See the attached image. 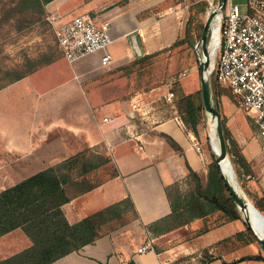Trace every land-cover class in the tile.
Here are the masks:
<instances>
[{"label":"crops","instance_id":"obj_1","mask_svg":"<svg viewBox=\"0 0 264 264\" xmlns=\"http://www.w3.org/2000/svg\"><path fill=\"white\" fill-rule=\"evenodd\" d=\"M195 1L56 0L48 8L58 18L56 24L89 14L110 22L114 42L73 62L59 57L0 89V192L85 152L71 172L80 169L75 174L79 179L98 183L62 205L68 222L78 223L115 203L132 201L135 207L123 212L124 223L112 222L94 242L50 264H172L185 257L199 259L198 264H264V259H242L264 252L259 241L248 238L244 214L219 224L216 214L195 217L170 229L163 227L171 220L161 222L173 211L168 188L176 185L178 192H188L192 171L207 185L212 154L181 114L186 127L175 110L163 105L168 83L133 85L123 70L138 58L174 47L184 37ZM233 1L242 8L248 3ZM105 54L111 55L108 64L102 61ZM133 101L141 104V112ZM219 102L253 171L241 180L234 174V180L255 205L264 196V136L230 93L221 94ZM106 167L110 171L101 173ZM247 213L264 235V223L252 208ZM32 245L18 227L0 236V261ZM143 245L148 249L140 252Z\"/></svg>","mask_w":264,"mask_h":264},{"label":"trees","instance_id":"obj_2","mask_svg":"<svg viewBox=\"0 0 264 264\" xmlns=\"http://www.w3.org/2000/svg\"><path fill=\"white\" fill-rule=\"evenodd\" d=\"M50 1L52 0H23L20 5L36 9L39 13H44V6ZM205 9V2H196L190 6V14L186 23L184 37L176 41L174 46L181 43L195 46L199 42L204 26L200 14ZM135 62L137 60H134L125 67L130 68ZM42 65L36 67L34 70ZM31 72L19 78L21 79ZM209 79L213 102L222 115V125L227 141L228 154L233 164L239 166L242 178L243 176L252 175L253 171L250 162L234 138L227 125V119L221 110L219 96L227 93V89L218 88L219 86L214 74H210ZM180 100L182 112L186 114L184 121L197 134L201 112L210 115L205 109L202 91L197 90L183 94ZM208 145L212 154V162L209 167L207 185H204L201 177L192 171V180L195 182V188L192 191L185 192L186 194H184V192H178L176 185L169 187L168 194L172 200L173 211L172 214L161 220V222L171 220V223H167L163 229H170L195 217H207L211 214H216L214 218L216 224L243 219V212L232 198L225 184L221 166L217 161V136L215 140L210 137ZM86 156L84 152L76 155L73 159L66 160L61 166L69 169L68 172L59 170L63 169L60 166L56 168L52 167L0 192V236L18 227H22L33 241L31 247L12 257L1 260L0 264H50L73 251L80 250L86 244L94 242L107 229L106 226L112 224V222L118 221V223H124L126 221V218L123 216L124 211L131 210L134 212L135 207L132 201L120 202L86 217L78 223L70 224L68 222L62 210V205L72 199L77 192L88 191L98 183L87 178L81 180L77 175L73 176L71 173L72 166ZM233 180L232 183L237 186L236 179ZM175 192L180 195L184 194V206H180L178 200H175ZM255 205L264 214V196L256 200ZM186 214L188 218H186ZM158 223L151 226L154 233L158 231L156 227ZM246 234L249 235L250 241H259L256 234L250 228H247ZM242 235L243 232L238 233V236L241 237ZM206 258L209 262L212 255L207 252ZM252 258L264 259V252L256 256H246L242 259ZM130 264L136 263L131 261Z\"/></svg>","mask_w":264,"mask_h":264},{"label":"built area","instance_id":"obj_3","mask_svg":"<svg viewBox=\"0 0 264 264\" xmlns=\"http://www.w3.org/2000/svg\"><path fill=\"white\" fill-rule=\"evenodd\" d=\"M213 10H218L212 25L213 32L217 29V40L213 46L210 44L208 74H214L218 86L231 92L235 106L252 119L258 134L264 136V0H248L245 8L233 0H226L219 7L218 1L210 0L208 12ZM50 19L64 57L70 62L105 50L114 42L108 20L89 14L77 15L62 24L55 23V16ZM102 61L110 63L111 55L105 54ZM168 86L164 99L171 103L176 93L171 90V83ZM132 107L142 111L138 101H133ZM173 110L175 118L186 127L178 110ZM195 147L203 155L199 141ZM147 249L146 245L139 247L140 252Z\"/></svg>","mask_w":264,"mask_h":264},{"label":"rangeland","instance_id":"obj_4","mask_svg":"<svg viewBox=\"0 0 264 264\" xmlns=\"http://www.w3.org/2000/svg\"><path fill=\"white\" fill-rule=\"evenodd\" d=\"M22 1L0 0V89L19 80L20 76L31 72L36 67L64 56L55 34V26L50 19L52 13L49 9L53 7L52 3L56 0L45 4L44 13L20 5ZM196 2L206 3L205 11L200 14L205 24L209 14L210 0H197ZM216 40L217 29L215 28L213 38L212 33L210 34L209 43L213 46ZM199 42L195 46L181 43L150 57L136 59L137 62L130 68H124L123 74L132 80L133 85L145 88L151 85L171 83V90L175 91L176 97L171 103L163 101V105L172 110L177 109L185 120L186 114L182 112L181 96L201 90L199 58L202 57V50L201 47H197ZM218 88L221 89V87ZM226 92L231 93L229 90ZM199 117L197 136L200 142L209 149V138L215 140L216 137L215 120L211 118V115L204 112H201ZM88 156L93 157L90 154ZM232 165L236 176L241 180L239 166L234 165L233 162ZM79 170L75 169L71 172L72 175L77 174V172L81 173ZM106 170L110 171L106 167L100 172ZM239 179L237 180L239 181ZM194 188L195 182L192 180L191 189L187 188L186 190L189 192ZM184 194L180 195L175 192V200H178L180 206L185 205ZM198 261L199 259L192 261L185 257L172 264H190V262L198 264Z\"/></svg>","mask_w":264,"mask_h":264},{"label":"water","instance_id":"obj_5","mask_svg":"<svg viewBox=\"0 0 264 264\" xmlns=\"http://www.w3.org/2000/svg\"><path fill=\"white\" fill-rule=\"evenodd\" d=\"M225 2L226 0H218V7L220 5H224ZM217 11L218 10H213L212 12H209L208 17L203 27L200 42L197 45V47H201V50H202V54H201L202 57L199 58V71H200V77H201V91H202L203 103H204L205 109L210 113L211 118L215 120L217 136L219 139V151H216V153L218 154L217 161L219 165L221 166L222 175L225 179V184L227 188L229 189L232 195V198L235 200V202L239 205L240 209L242 210L248 227L251 228L253 232L256 234V236L258 237L259 242L264 251V236L257 233L256 229L253 226L254 221L252 219V216L248 215L247 212L248 210L250 211L252 208L263 219H264V214L251 201H249L245 195L240 193L237 186L232 183V178L223 164L224 161H228L230 167L234 170L232 162L228 155L227 141L225 139L223 125H222V116L218 108L213 102L211 83H210L209 74H208V70H209V66H210L211 58H212L211 50H210V43H209L208 38H209L210 33L213 32V28H212L213 18Z\"/></svg>","mask_w":264,"mask_h":264},{"label":"bare ground","instance_id":"obj_6","mask_svg":"<svg viewBox=\"0 0 264 264\" xmlns=\"http://www.w3.org/2000/svg\"><path fill=\"white\" fill-rule=\"evenodd\" d=\"M211 46H212V45H211ZM210 50H211V47H210ZM215 132H216V136H217L216 124H215ZM217 143H218V151H219V139H218V136H217ZM225 163H228V161H225ZM223 164H224V163H223ZM224 166L226 167V164H225ZM226 170H227L228 173L230 174L231 178L234 179L233 176H234V174H236V173H235V171L230 167L229 163L227 164ZM253 211H254V209H253ZM254 213L257 215V218L260 219V220L264 223V219H263L259 214H257L255 211H254ZM262 236H264V235H262Z\"/></svg>","mask_w":264,"mask_h":264}]
</instances>
